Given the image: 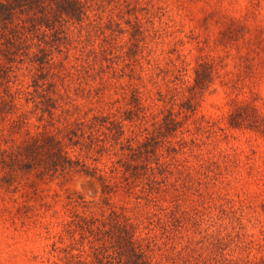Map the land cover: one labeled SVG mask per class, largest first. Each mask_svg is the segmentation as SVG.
Returning <instances> with one entry per match:
<instances>
[{
	"label": "rangeland",
	"instance_id": "rangeland-1",
	"mask_svg": "<svg viewBox=\"0 0 264 264\" xmlns=\"http://www.w3.org/2000/svg\"><path fill=\"white\" fill-rule=\"evenodd\" d=\"M101 1L90 11L106 22L100 30L88 36L87 20L67 25L81 43L48 36L61 105L54 118L36 109L37 97L22 94L13 113L0 114V144L93 113L122 119L139 112L124 123L126 136L141 141L169 110L178 128L164 126L150 142L156 151L139 162V175L118 162L119 145L98 162L71 151L112 176L117 186L107 200L83 172L53 179L20 172L8 186L0 167V264H50L63 247L83 250L91 264L88 253L103 242L66 224L74 214L90 218L113 206L140 219L139 233L149 224L158 264H264V0ZM23 58L13 68V90L39 73ZM198 75L202 88L194 87Z\"/></svg>",
	"mask_w": 264,
	"mask_h": 264
},
{
	"label": "trees",
	"instance_id": "trees-1",
	"mask_svg": "<svg viewBox=\"0 0 264 264\" xmlns=\"http://www.w3.org/2000/svg\"><path fill=\"white\" fill-rule=\"evenodd\" d=\"M95 5L100 7L97 0H0V87H4V93L0 91V114L13 113L17 109L20 95L25 94L31 96L29 100L32 98L36 101L35 97L39 99L34 105L41 111L42 116L48 114L54 118L61 105L55 98L58 93L54 78L58 75L52 71L53 62L48 58V36L54 35L62 43L73 40L81 43V34L79 39H75L66 32L67 25H82L87 20L88 36H91L92 31L100 30L106 22L98 21L90 15ZM109 21L114 22L112 18ZM89 55L86 57L89 58ZM23 56H27L30 64L37 67L39 73L33 76L31 85L16 86L13 90L10 85L12 78L18 80V75L13 74V68H18V64L24 62ZM66 72L71 79L74 78L75 73L72 74L70 70ZM65 73L61 80H65ZM202 82L198 75L194 87L202 88ZM137 94H134L135 99L140 103ZM140 108L139 105L138 109ZM63 112L70 111L65 109ZM25 116L24 113L18 116L19 119L12 126H17ZM135 116L137 120L141 118L139 112ZM135 118L121 119L104 113H93L92 116L75 117L72 120L66 117L63 125L55 131L44 130L34 134L29 132L22 143L10 147L0 144V167L5 170L1 181L3 185L11 186L20 172H35L41 179L83 172L100 182L103 200H107L117 186L113 183L112 176L98 164L82 160L71 151L79 148L81 152L85 151L87 157L98 162L103 155L110 154L112 147L119 145L121 158L118 162H121L125 172L139 175L137 170L142 166L139 162L148 161L151 154H155L156 147L150 142H156V137L162 134L164 126L167 130H177L179 122L172 110H169L163 118V124H158L157 121L153 123V129L145 127V140L141 141L136 136H126L124 120L133 121ZM115 153H118L117 149ZM117 169L114 165V170ZM74 201L78 200L71 199L70 203L73 204ZM109 203L107 202L108 205ZM141 224L140 219H134L127 214L125 208L117 209L113 206L102 208L99 216L90 218L79 213L74 214V219L67 222L66 230L71 232L74 226L86 229L96 241L103 242L100 246L93 245V253H88V256H92L91 264H158L153 255L155 235L149 230V224L145 228L147 231L139 233ZM59 251L63 255H58V259L52 260L50 264H89L81 249L77 253L66 247Z\"/></svg>",
	"mask_w": 264,
	"mask_h": 264
}]
</instances>
